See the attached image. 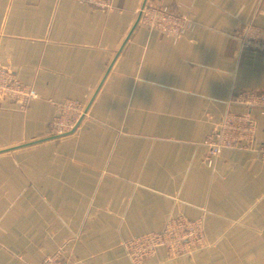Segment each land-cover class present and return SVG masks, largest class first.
<instances>
[{
    "label": "crops",
    "instance_id": "obj_1",
    "mask_svg": "<svg viewBox=\"0 0 264 264\" xmlns=\"http://www.w3.org/2000/svg\"><path fill=\"white\" fill-rule=\"evenodd\" d=\"M147 0H0V67L33 87L26 111L0 104V264H41L68 245L82 264H132L124 240L204 216L207 246L144 264H264V163L204 142L240 91L264 93V55L242 51L264 0H149L192 13L178 40L139 24ZM65 99L89 104L69 136L49 126ZM251 112V111H250ZM257 146L264 113L252 109Z\"/></svg>",
    "mask_w": 264,
    "mask_h": 264
},
{
    "label": "built area",
    "instance_id": "obj_2",
    "mask_svg": "<svg viewBox=\"0 0 264 264\" xmlns=\"http://www.w3.org/2000/svg\"><path fill=\"white\" fill-rule=\"evenodd\" d=\"M115 0H86L92 9L111 12ZM175 11L167 6L147 0L141 11L139 24L147 29L159 31L174 40L180 39L192 25V13ZM242 51L264 55V26L243 24L236 32ZM39 98L36 90L23 84L16 74L0 67V104L9 100L19 111H26ZM248 110L259 108L264 113V93L253 90L240 91L232 99ZM58 114L49 126L51 137L58 139L74 134L88 117L89 104L78 100L65 99L56 104ZM206 163L215 166L217 158L228 150L248 152L264 163V144L257 146V122L252 111L246 113L226 112L217 128L207 136ZM1 220V218H0ZM204 216L190 219L174 215L169 218L163 230L124 240L122 247L132 264H144L160 249L172 258L192 256L207 246ZM41 264H82L75 261L68 245L45 258Z\"/></svg>",
    "mask_w": 264,
    "mask_h": 264
},
{
    "label": "bare ground",
    "instance_id": "obj_3",
    "mask_svg": "<svg viewBox=\"0 0 264 264\" xmlns=\"http://www.w3.org/2000/svg\"><path fill=\"white\" fill-rule=\"evenodd\" d=\"M139 19H140V15H139ZM249 111H252V110H248L247 112H249ZM246 113V112H245ZM69 136V135H68ZM53 138V137H52ZM63 138V137H62ZM53 139H55V138H53ZM58 139H60V138H58Z\"/></svg>",
    "mask_w": 264,
    "mask_h": 264
}]
</instances>
